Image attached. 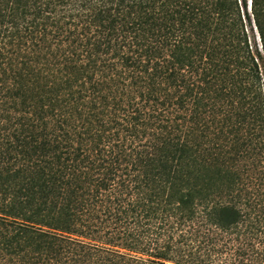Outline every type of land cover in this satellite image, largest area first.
Wrapping results in <instances>:
<instances>
[{"label":"trees","instance_id":"trees-1","mask_svg":"<svg viewBox=\"0 0 264 264\" xmlns=\"http://www.w3.org/2000/svg\"><path fill=\"white\" fill-rule=\"evenodd\" d=\"M264 0H0V264H264Z\"/></svg>","mask_w":264,"mask_h":264},{"label":"rangeland","instance_id":"rangeland-1","mask_svg":"<svg viewBox=\"0 0 264 264\" xmlns=\"http://www.w3.org/2000/svg\"><path fill=\"white\" fill-rule=\"evenodd\" d=\"M262 77L264 78V75Z\"/></svg>","mask_w":264,"mask_h":264}]
</instances>
